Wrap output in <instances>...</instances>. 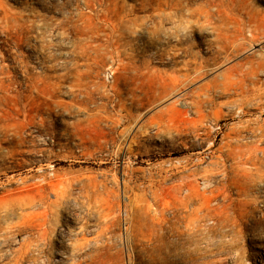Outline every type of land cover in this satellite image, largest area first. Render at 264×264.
<instances>
[{
    "label": "rangeland",
    "instance_id": "1",
    "mask_svg": "<svg viewBox=\"0 0 264 264\" xmlns=\"http://www.w3.org/2000/svg\"><path fill=\"white\" fill-rule=\"evenodd\" d=\"M0 264H264V0H0Z\"/></svg>",
    "mask_w": 264,
    "mask_h": 264
},
{
    "label": "bare ground",
    "instance_id": "2",
    "mask_svg": "<svg viewBox=\"0 0 264 264\" xmlns=\"http://www.w3.org/2000/svg\"><path fill=\"white\" fill-rule=\"evenodd\" d=\"M27 237V236H26Z\"/></svg>",
    "mask_w": 264,
    "mask_h": 264
}]
</instances>
